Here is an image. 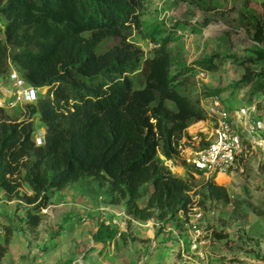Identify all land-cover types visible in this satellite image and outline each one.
Returning <instances> with one entry per match:
<instances>
[{
  "label": "trees",
  "instance_id": "obj_1",
  "mask_svg": "<svg viewBox=\"0 0 264 264\" xmlns=\"http://www.w3.org/2000/svg\"><path fill=\"white\" fill-rule=\"evenodd\" d=\"M135 3L0 0L5 18L0 72L10 56L27 83L47 86L36 105H29V114L37 111L45 125L41 144L34 142L30 118L15 121L0 108V190L9 197L45 206L49 189L104 177L118 194L113 201L125 199L126 211L136 218L157 210L159 218L174 219L185 207L189 183L158 155H176L183 129L204 114L197 99L179 91L165 43L143 59L142 49L128 40L137 24ZM252 39L254 60L264 61V26H255ZM246 68L239 82L264 87V68L256 73ZM211 180L204 193L227 201L226 189ZM147 183L152 190L139 206ZM22 184L31 194L20 191ZM25 221L36 225L39 216L27 213Z\"/></svg>",
  "mask_w": 264,
  "mask_h": 264
},
{
  "label": "rangeland",
  "instance_id": "obj_2",
  "mask_svg": "<svg viewBox=\"0 0 264 264\" xmlns=\"http://www.w3.org/2000/svg\"><path fill=\"white\" fill-rule=\"evenodd\" d=\"M263 2L136 0L137 24L129 29L128 40L142 49L143 59L152 57L155 47L165 43L179 91L198 104L209 95L221 98L226 108L254 104L255 115L264 124V87H256L254 81L239 82L246 67L248 73L264 68V61L254 60L252 39L255 26H264ZM4 23L0 12L1 39ZM198 69L204 71L203 79L196 76ZM11 70L20 75L8 56L0 72V87L10 91ZM46 90L47 86L41 87L38 97ZM29 105H36V100L6 102L2 109L12 120H32L36 144L43 142L45 125L37 111L29 114ZM174 164L175 175L189 183L187 202L195 207L189 218L198 215L190 230L194 233L196 228L200 233L195 249L190 248L189 231L177 216L159 218L153 210L147 219L136 218L126 211L125 199L113 201L118 194L110 191L106 178L81 177L62 188L49 189L45 206L0 190V263L264 264V161L260 151L248 148L224 178H211L226 189L227 201L204 193L209 178L194 174L187 165L181 169L178 159ZM151 190L150 184L143 185L139 206L145 205ZM20 191L31 194L24 184ZM27 213L38 214L36 225L25 221Z\"/></svg>",
  "mask_w": 264,
  "mask_h": 264
},
{
  "label": "built area",
  "instance_id": "obj_3",
  "mask_svg": "<svg viewBox=\"0 0 264 264\" xmlns=\"http://www.w3.org/2000/svg\"><path fill=\"white\" fill-rule=\"evenodd\" d=\"M203 72L202 69H198L196 76L203 79ZM9 78L13 89L10 91L5 86L0 87L2 94L0 108H3L6 102L12 105L16 102H32L38 98V93L43 86L27 83L14 70L9 73ZM199 106L204 117L189 123L183 129L178 153L170 158H161L162 164L172 174L175 175L176 172L173 170V167L177 166L174 164L176 159L181 169L183 165H187L194 174H202L206 179L214 178L218 172L227 174L237 163L238 158L248 151V148L258 149L264 161V136L261 134L264 124L262 119L255 115L254 104L226 108L221 98L209 95L200 99ZM188 192V190L185 191V193ZM192 210H195V207L187 202L185 207L178 209L176 216L189 231L190 248L195 249L200 233L196 228L194 233L190 231L198 218L196 214L193 219L189 218L194 215ZM200 255L204 257L203 252H200Z\"/></svg>",
  "mask_w": 264,
  "mask_h": 264
},
{
  "label": "bare ground",
  "instance_id": "obj_4",
  "mask_svg": "<svg viewBox=\"0 0 264 264\" xmlns=\"http://www.w3.org/2000/svg\"><path fill=\"white\" fill-rule=\"evenodd\" d=\"M225 175H227L226 173L223 172H218L215 176L219 177V178H224Z\"/></svg>",
  "mask_w": 264,
  "mask_h": 264
}]
</instances>
